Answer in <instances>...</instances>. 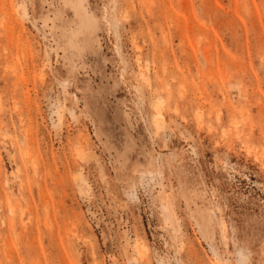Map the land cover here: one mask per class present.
<instances>
[{"label":"rangeland","instance_id":"obj_1","mask_svg":"<svg viewBox=\"0 0 264 264\" xmlns=\"http://www.w3.org/2000/svg\"><path fill=\"white\" fill-rule=\"evenodd\" d=\"M0 264H264V0H0Z\"/></svg>","mask_w":264,"mask_h":264},{"label":"bare ground","instance_id":"obj_2","mask_svg":"<svg viewBox=\"0 0 264 264\" xmlns=\"http://www.w3.org/2000/svg\"><path fill=\"white\" fill-rule=\"evenodd\" d=\"M83 0H79V2H82ZM68 2V0H66V3ZM15 108H16V106H15ZM21 116V115H20ZM29 150V149H28ZM82 153V152H81ZM142 251V250H141Z\"/></svg>","mask_w":264,"mask_h":264}]
</instances>
